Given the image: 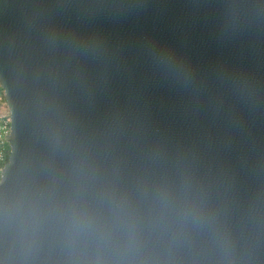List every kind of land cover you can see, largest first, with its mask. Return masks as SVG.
<instances>
[{
	"label": "clouds",
	"instance_id": "9594fccd",
	"mask_svg": "<svg viewBox=\"0 0 264 264\" xmlns=\"http://www.w3.org/2000/svg\"><path fill=\"white\" fill-rule=\"evenodd\" d=\"M4 8L0 264H264V0Z\"/></svg>",
	"mask_w": 264,
	"mask_h": 264
},
{
	"label": "water",
	"instance_id": "95a60500",
	"mask_svg": "<svg viewBox=\"0 0 264 264\" xmlns=\"http://www.w3.org/2000/svg\"><path fill=\"white\" fill-rule=\"evenodd\" d=\"M17 0H0V26L4 25L7 20L8 13L4 8V5L15 4ZM162 3L173 6L177 9L183 8L185 5H189L195 2V0H161Z\"/></svg>",
	"mask_w": 264,
	"mask_h": 264
}]
</instances>
